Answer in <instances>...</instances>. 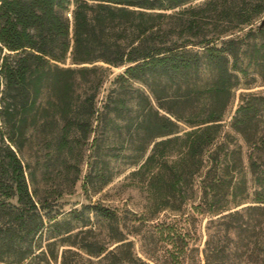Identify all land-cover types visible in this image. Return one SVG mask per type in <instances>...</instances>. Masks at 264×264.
I'll list each match as a JSON object with an SVG mask.
<instances>
[{"label": "trees", "instance_id": "trees-1", "mask_svg": "<svg viewBox=\"0 0 264 264\" xmlns=\"http://www.w3.org/2000/svg\"><path fill=\"white\" fill-rule=\"evenodd\" d=\"M198 1L0 0L1 263L264 264V0ZM34 146L66 190H41ZM123 158L140 217H60L84 164L98 194Z\"/></svg>", "mask_w": 264, "mask_h": 264}, {"label": "rangeland", "instance_id": "rangeland-1", "mask_svg": "<svg viewBox=\"0 0 264 264\" xmlns=\"http://www.w3.org/2000/svg\"><path fill=\"white\" fill-rule=\"evenodd\" d=\"M204 0L198 1L197 3L203 2ZM71 15H69L70 17ZM260 23L258 22L257 25ZM68 65V64H67ZM123 69H111L109 72L108 79L105 82L101 95L100 101L104 100L105 96L108 94L112 87V81L114 78L122 73ZM136 88H141L146 91L143 85L136 83ZM252 92H264V86L260 83V81L256 84V87L250 90ZM242 92H246L245 90H239L237 92L235 101L230 109L229 117L225 121L228 124L231 120V116L234 114L237 105L239 103V97ZM226 131H230L228 127L225 128ZM236 142L238 145L242 146L243 154H244V161L245 166L247 167V154L248 148L244 143L243 139L240 136L235 135ZM37 147L34 146L33 151H31V162L33 166L38 168L37 175H38V184L42 191L45 189L53 190L60 185V188L66 190V183L64 173H62L60 168H50V174L47 175L45 180L43 179V168L37 165V157H39V161L43 163V159L40 158L41 153H37ZM126 154V153H125ZM129 160L126 158L120 159L118 161L111 160V167L115 174L114 179L111 184H109L102 192L98 194H93L91 192L85 193L83 190V177L86 173V165L82 166V176L81 180L76 184V186L72 189V195H65L61 200H59L58 207L59 213L61 214L60 217L67 214L70 210L73 209H81L82 206L87 204H94L100 203L106 207H109L113 210L117 211V214L124 218L123 222L126 226V220L132 221L136 217H140L146 211V193L144 192L143 188L138 179H130L129 176L131 172L135 171L137 168L134 166L129 165ZM248 179L250 180L251 177L248 173ZM94 222L97 231L101 233V238L106 237L107 229L106 226L96 218L92 219ZM129 223V222H128ZM139 243L136 245L137 251H139ZM0 264H7L1 263Z\"/></svg>", "mask_w": 264, "mask_h": 264}, {"label": "water", "instance_id": "water-1", "mask_svg": "<svg viewBox=\"0 0 264 264\" xmlns=\"http://www.w3.org/2000/svg\"><path fill=\"white\" fill-rule=\"evenodd\" d=\"M264 27V19L262 20L261 24H260V29H262Z\"/></svg>", "mask_w": 264, "mask_h": 264}]
</instances>
